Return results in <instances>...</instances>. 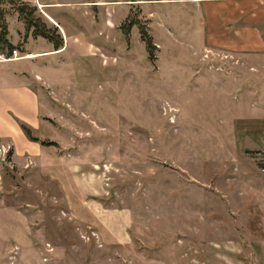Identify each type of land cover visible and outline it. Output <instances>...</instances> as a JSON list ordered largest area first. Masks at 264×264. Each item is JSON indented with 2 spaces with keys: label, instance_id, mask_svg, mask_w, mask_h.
Segmentation results:
<instances>
[{
  "label": "rangeland",
  "instance_id": "rangeland-1",
  "mask_svg": "<svg viewBox=\"0 0 264 264\" xmlns=\"http://www.w3.org/2000/svg\"><path fill=\"white\" fill-rule=\"evenodd\" d=\"M113 6L105 47L35 60L49 150L0 147V264H212L225 227L264 222V0Z\"/></svg>",
  "mask_w": 264,
  "mask_h": 264
},
{
  "label": "crops",
  "instance_id": "crops-1",
  "mask_svg": "<svg viewBox=\"0 0 264 264\" xmlns=\"http://www.w3.org/2000/svg\"><path fill=\"white\" fill-rule=\"evenodd\" d=\"M28 1L40 8V12L50 24L59 28L64 45L56 49L47 39L32 37L37 46L29 50L27 56H0V147L10 148L15 158L30 156L43 161L45 156L42 154L46 155L49 149H45L38 141L31 140L23 130L25 125L37 133L43 126L41 94L33 82H37L34 78L43 79L38 69L50 68L35 63V60L60 55L69 50L73 56L85 55V43L90 45L95 41L100 42V48L105 47L108 40H111L108 39L111 28L115 27L113 18H108L116 15H113V12L107 15L104 12L105 7L107 4L114 5L113 8L118 7L123 0ZM103 29L107 31V37L103 35ZM100 30H103L102 33H97ZM11 41L14 44L12 39ZM225 232L224 241L211 245L214 250L212 264H264V222L255 230L249 228L248 231H241L240 228L228 226L225 227ZM235 232L239 235L248 233L250 240L245 243L241 241V236L236 239ZM200 262L198 256H195L191 257L189 262L185 260L184 264Z\"/></svg>",
  "mask_w": 264,
  "mask_h": 264
},
{
  "label": "trees",
  "instance_id": "trees-1",
  "mask_svg": "<svg viewBox=\"0 0 264 264\" xmlns=\"http://www.w3.org/2000/svg\"><path fill=\"white\" fill-rule=\"evenodd\" d=\"M16 12L19 19L24 23L26 32L31 33L33 37H42L52 42L56 49H60L64 45V39L59 28L50 24L47 19L40 14L36 5L29 1L23 0H0V55L7 58L13 56V51L17 47L10 39V31L7 23V15ZM142 37L146 41L147 50L149 52V60L153 62L151 55L154 45L148 35L142 31ZM23 129L28 137L33 141H39L37 137H33L29 127L23 125ZM44 144H53L44 142ZM12 151L10 150V154Z\"/></svg>",
  "mask_w": 264,
  "mask_h": 264
},
{
  "label": "built area",
  "instance_id": "built-area-1",
  "mask_svg": "<svg viewBox=\"0 0 264 264\" xmlns=\"http://www.w3.org/2000/svg\"><path fill=\"white\" fill-rule=\"evenodd\" d=\"M14 53H16V50H14ZM1 57H4V56H2V55H0ZM16 56V55H15Z\"/></svg>",
  "mask_w": 264,
  "mask_h": 264
}]
</instances>
